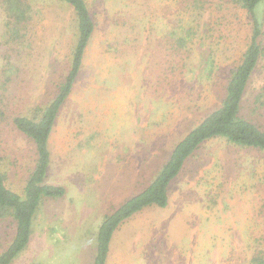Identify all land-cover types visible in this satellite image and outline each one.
<instances>
[{"label":"rangeland","instance_id":"obj_1","mask_svg":"<svg viewBox=\"0 0 264 264\" xmlns=\"http://www.w3.org/2000/svg\"><path fill=\"white\" fill-rule=\"evenodd\" d=\"M86 2L95 30L48 140L46 182L65 192L42 198L30 241L11 264H93L103 217L147 187L175 144L220 106L252 32L235 0ZM30 4L18 43L7 42L0 4V155L6 185L18 193L35 153L12 118L54 97L77 34L70 6ZM258 11L263 53L239 114L264 130V1ZM167 196L164 207L147 206L118 226L106 264H249L264 249L261 150L206 140ZM13 232L12 218H0V252Z\"/></svg>","mask_w":264,"mask_h":264},{"label":"trees","instance_id":"obj_2","mask_svg":"<svg viewBox=\"0 0 264 264\" xmlns=\"http://www.w3.org/2000/svg\"><path fill=\"white\" fill-rule=\"evenodd\" d=\"M72 8L76 21V42L71 52L68 72L57 87L54 97L44 106L34 109L29 116L15 115L13 126L33 145L35 162L22 193L6 185V172L0 155V218H12L14 232L8 246L0 252V264H11L23 251L31 238L35 212L43 197H60L62 185L46 182L50 165L49 136L60 107L68 99L77 78L95 22L86 0H58ZM244 8L252 21L250 40L241 61L232 69L219 107L207 114L199 124L179 140L153 181L139 193L124 200L116 209L106 214L98 228L96 253L93 264H106L109 243L114 231L134 213L150 205L164 207L168 202L167 189L177 176L188 156L204 141L224 137L244 147L264 153V130L253 121L240 116L239 111L251 75L263 53L261 36L263 21L258 8L264 0H235ZM5 14L7 42L18 43L23 38L32 15L30 0H0ZM3 112L0 109V114ZM249 264H264V249L256 252Z\"/></svg>","mask_w":264,"mask_h":264},{"label":"crops","instance_id":"obj_3","mask_svg":"<svg viewBox=\"0 0 264 264\" xmlns=\"http://www.w3.org/2000/svg\"><path fill=\"white\" fill-rule=\"evenodd\" d=\"M132 151H134V150L132 149ZM142 155H143V154H142ZM133 160H134V159H133ZM133 160H132V161H133ZM141 167H142V166H140L139 169H136L135 171H133V173H134V175H135V176L133 175L134 181L136 180V176H137V174L140 172ZM134 168H135V166H134ZM133 178H132V179H133Z\"/></svg>","mask_w":264,"mask_h":264}]
</instances>
